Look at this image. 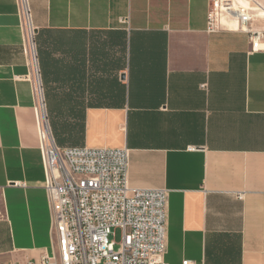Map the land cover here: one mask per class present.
Returning a JSON list of instances; mask_svg holds the SVG:
<instances>
[{"label": "crops", "instance_id": "1", "mask_svg": "<svg viewBox=\"0 0 264 264\" xmlns=\"http://www.w3.org/2000/svg\"><path fill=\"white\" fill-rule=\"evenodd\" d=\"M237 1L262 9L209 34L213 0H29L57 144L127 148L130 187L169 191V264H264V0ZM31 73L0 0V264L52 253Z\"/></svg>", "mask_w": 264, "mask_h": 264}, {"label": "built area", "instance_id": "2", "mask_svg": "<svg viewBox=\"0 0 264 264\" xmlns=\"http://www.w3.org/2000/svg\"><path fill=\"white\" fill-rule=\"evenodd\" d=\"M37 98L39 149L52 218V253L26 264H169L166 189H132L130 150L62 148L53 135L41 76L37 33L29 0H19ZM237 0H213L206 31L225 20L246 25L250 12ZM252 52L263 49L264 32L251 33ZM121 243L116 249V231ZM18 264V263H16ZM182 264H195L184 260Z\"/></svg>", "mask_w": 264, "mask_h": 264}, {"label": "rangeland", "instance_id": "3", "mask_svg": "<svg viewBox=\"0 0 264 264\" xmlns=\"http://www.w3.org/2000/svg\"><path fill=\"white\" fill-rule=\"evenodd\" d=\"M39 52V51H38ZM122 237H121V231L117 230L116 231V238H115V242L117 244L116 249L119 248V244L121 243Z\"/></svg>", "mask_w": 264, "mask_h": 264}, {"label": "water", "instance_id": "4", "mask_svg": "<svg viewBox=\"0 0 264 264\" xmlns=\"http://www.w3.org/2000/svg\"><path fill=\"white\" fill-rule=\"evenodd\" d=\"M123 78H124V76H123Z\"/></svg>", "mask_w": 264, "mask_h": 264}]
</instances>
